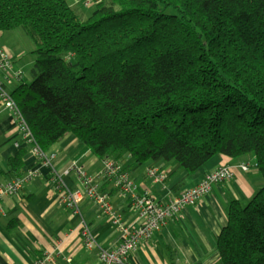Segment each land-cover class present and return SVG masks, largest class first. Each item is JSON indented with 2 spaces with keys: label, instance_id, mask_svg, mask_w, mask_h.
<instances>
[{
  "label": "trees",
  "instance_id": "1",
  "mask_svg": "<svg viewBox=\"0 0 264 264\" xmlns=\"http://www.w3.org/2000/svg\"><path fill=\"white\" fill-rule=\"evenodd\" d=\"M19 29L35 64L11 94L41 152L72 134L101 161L188 174L253 155L264 178V0H110L85 21L66 0H0V33ZM217 247L264 264V188L231 204Z\"/></svg>",
  "mask_w": 264,
  "mask_h": 264
},
{
  "label": "crops",
  "instance_id": "2",
  "mask_svg": "<svg viewBox=\"0 0 264 264\" xmlns=\"http://www.w3.org/2000/svg\"><path fill=\"white\" fill-rule=\"evenodd\" d=\"M71 7L75 9L76 4ZM33 49L32 42L20 29L0 33V58L6 56L12 63V69L22 71L24 79L29 82L35 64L31 55ZM0 80L10 92L19 85L11 72L0 76ZM20 151L24 152L23 174L35 170L39 175L27 182L16 197H4L1 201L0 264H35L58 245L62 255L56 264H99L98 252L84 247L80 237V218L72 215L62 203L53 182L52 170L39 160L30 147L22 144L16 121L0 101V186L11 182V162ZM48 153L56 155L53 166L58 172L72 162L84 165L93 177H99L102 171L101 160L72 134ZM115 161L126 169L139 193L146 192L160 203L196 186L207 174L221 167L229 166L234 170L230 181L215 185L209 195L201 198L196 205L186 207L163 225L151 241L142 244L135 254L130 255L128 264H223L217 241L227 226L231 204L238 202L245 207L264 188V178L253 155L240 159L217 155L194 174H188L175 162L163 160L140 167H135L133 158L128 155H122ZM242 165H246L248 170L243 171ZM154 169L165 177V181L150 179L149 172ZM63 182L71 190L81 188L74 174L63 177ZM97 183L126 225L138 227L140 221L128 200L114 189L111 181L100 179ZM81 208L97 242L107 250L116 249L121 237L110 220L88 199L82 201Z\"/></svg>",
  "mask_w": 264,
  "mask_h": 264
},
{
  "label": "built area",
  "instance_id": "3",
  "mask_svg": "<svg viewBox=\"0 0 264 264\" xmlns=\"http://www.w3.org/2000/svg\"><path fill=\"white\" fill-rule=\"evenodd\" d=\"M11 72L13 79L19 84L23 81L22 71H14L12 63L6 56L0 58V76ZM0 101L5 109L9 111L16 121L17 132L22 144L30 147L44 165L52 170L53 182L60 199L66 208L70 209L72 215L80 218V237L83 245L88 250L98 252L99 264H128L129 257L135 254L142 244L149 242L160 231L163 225L169 220L177 217L186 207L194 206L198 201L209 195L213 187L217 184L230 181L234 177L232 167L224 166L218 170L207 174L203 180L194 187L184 190L178 196H174L167 202L160 203L155 201L148 193H139L134 186L130 175L122 166L111 159L102 160V171L99 177L89 174L84 165L72 162L63 171L58 172L54 169L53 163L56 155L53 153H43L36 145L32 132L25 121L23 114L15 102L11 92L6 89L3 81L0 80ZM20 146L19 143L16 144ZM243 171L248 167L242 165ZM74 174L80 181V189L71 190L63 182V177ZM39 173L35 170L26 172L23 177L9 182L7 185L0 186V206L4 197H16L24 185L30 180L38 177ZM149 177L154 182H163L165 177L157 170H151ZM109 180L119 194L128 200L129 205L136 217L140 221L138 227H128L123 221L122 216L113 209L108 197L101 193L98 180ZM88 199L97 205L101 214L107 217L111 224L118 230L121 243L114 250L103 248L96 240L89 223L82 215L81 203ZM59 244V243H58ZM57 244V245H58ZM62 255L60 245L54 251L46 254L35 264H56L57 259Z\"/></svg>",
  "mask_w": 264,
  "mask_h": 264
},
{
  "label": "rangeland",
  "instance_id": "4",
  "mask_svg": "<svg viewBox=\"0 0 264 264\" xmlns=\"http://www.w3.org/2000/svg\"><path fill=\"white\" fill-rule=\"evenodd\" d=\"M67 3L71 6L76 4L75 9L77 14L82 18L83 21L87 20L92 16L93 12L96 9V5L99 2L110 1V0H66ZM23 73V72H22ZM24 75V74H23ZM29 81V80H28ZM32 81V80H31ZM30 81V82H31Z\"/></svg>",
  "mask_w": 264,
  "mask_h": 264
}]
</instances>
